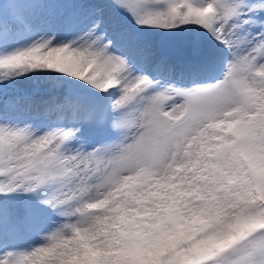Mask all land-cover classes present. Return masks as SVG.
Returning <instances> with one entry per match:
<instances>
[{
	"label": "snow or ice",
	"instance_id": "snow-or-ice-1",
	"mask_svg": "<svg viewBox=\"0 0 264 264\" xmlns=\"http://www.w3.org/2000/svg\"><path fill=\"white\" fill-rule=\"evenodd\" d=\"M0 264H264V0H0Z\"/></svg>",
	"mask_w": 264,
	"mask_h": 264
}]
</instances>
